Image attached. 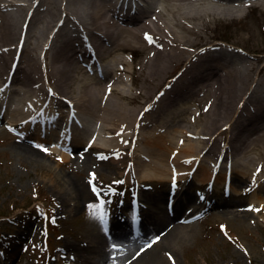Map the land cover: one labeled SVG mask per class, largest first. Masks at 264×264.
Returning a JSON list of instances; mask_svg holds the SVG:
<instances>
[{"label":"bare ground","instance_id":"obj_1","mask_svg":"<svg viewBox=\"0 0 264 264\" xmlns=\"http://www.w3.org/2000/svg\"><path fill=\"white\" fill-rule=\"evenodd\" d=\"M62 1H66L67 7L62 5ZM126 1L128 0H33L28 8H26L25 4L21 6V3H18V7L13 2L10 7L15 9L14 12L6 11V5L2 4L4 12L0 11V47L7 50L5 47L11 46L13 49L12 52L6 54L1 53L0 50L2 54L0 57V63H2L0 77L3 76L8 68L3 84L1 83L3 78H0V86L2 84L3 90L0 95H5V99L9 98L7 92L10 90V86L22 82L32 84L31 89L33 91L31 93L24 86L15 88L12 104L8 105L9 102L5 100L6 104L0 105V112L3 114L5 109L4 114H7L6 116L9 117L12 124H20L19 120L21 118L33 116L39 110L37 106L44 98V92L51 96L50 99H52L51 105L46 110H42L43 119L34 127V131L29 134L24 131L26 132L25 137H27L28 144H13V149L18 156L22 155L25 159L36 158L40 152L34 147L33 142L41 146L51 137L53 141L61 138L59 135L58 137L54 136V133L57 125L61 123V114L64 109L62 104L66 103V100L72 103L82 113V117L84 118L85 116V118L84 121L80 120L73 125L75 117L72 116L69 120L70 127L73 126L74 128L72 138L69 142L63 140L58 144H61L65 150L72 148L74 152H77L80 142L84 140L82 132L86 130L87 134H92V137L95 135L94 147H99L101 144L106 147L107 151L118 150L120 155L122 153L121 150L125 149L124 147L117 142H113L114 140H103L101 138L104 130L102 121L106 124L116 125L117 117L119 118L120 116L125 123H131L134 121L139 109L134 117L133 108H129L124 104L121 105L119 102L115 103V100L111 97L113 94L109 97L104 96L107 88L101 83L104 80H110V85H112V88L110 87L111 93H116L123 99L126 94L117 87L118 85L116 86L119 82H116V76L131 74L133 79L135 75L134 61H129L126 54H132L138 49L142 51L148 49L140 61V69L146 70L144 80L152 81L156 77L164 78L163 76L166 73L168 75L172 70L171 67L175 63H179V61L181 62L183 57H185V50L195 44L194 40L188 37L179 38L172 33L163 35L168 29L166 24L161 21L164 10L168 9L173 14L182 13V18L179 20L183 21L178 26L183 32L191 34L195 33V29L192 27L193 25L185 22L187 19L198 22L200 24L198 28L205 30L212 23L216 24L225 21V18L219 16V14L229 15L232 19L234 14L241 9L249 10L254 7L258 10L262 9L264 12V0H212L207 8L197 7L203 6L202 2H200L201 0H148V5L150 6L148 11L142 7L137 9L140 4L139 0H130L131 7L126 9ZM24 13L23 22L27 21L26 24L29 30L36 31L40 28V23L44 24L41 27L42 29H40V35L42 36L36 35L32 43L29 39L27 41V45H29L25 51L24 46H22L24 43L14 45V42L19 40V38H23V32L20 30L18 34V28ZM81 15H83L82 17L86 16L89 21L80 17ZM157 17L160 19L156 20ZM148 20L150 21L148 22ZM88 22L94 25H90ZM139 25L143 27L141 30L137 27ZM144 30H150V32H143ZM50 31L52 33L49 39L48 32ZM141 31L143 32L141 37L143 43L138 39ZM148 36H151L152 39L149 40ZM43 39L46 40L45 44H47L45 50L43 49L36 56L28 51L31 47L38 48ZM136 41L140 44L139 46L135 45ZM222 44L221 42L207 43L200 47L198 50L200 53L194 54L196 56L200 54V57L194 56L191 59L190 54H188V57L183 59L184 62L187 61L188 63L177 71L174 77H169L171 80L161 89L158 101L145 108L146 114L142 122L144 133H142L141 129L139 134H142L138 138V151L136 149V152H139V160H135L134 164L127 170L123 168L125 171L121 181L136 184L135 180L136 177L138 178V174L141 180L139 181L140 184H136L137 188H140L141 185L151 184L149 180L164 182L168 176L169 180H171L173 172L176 171L180 185L177 194L175 193V198L171 201V204L176 201L174 213L167 212L166 206L164 208L158 204L160 200L161 203L165 202V205L169 203V195L164 198L162 194L155 196L148 189V191L144 190L143 198L149 204L142 217L147 221L145 229L134 228L133 224L128 223L115 224L116 227L112 229L113 233L107 237L100 225L98 228L93 221L89 222L88 227L83 232L84 237L89 240V248L81 247L80 242L82 240L80 241V239L65 243L68 250L65 247L64 249L67 252L69 250L77 252L76 259H74L76 264H175L178 251H182V248H185L186 241L194 238L197 233L195 228L197 223L184 222L187 218L186 213H183L185 206L179 201V193L183 186L181 182L184 183V170L187 171L193 168L196 171L193 175L194 178H197L202 184L209 180L212 169L216 168L218 172L214 183L219 188L223 173L219 170V166L216 163L222 158L224 162H234L232 174L236 172L239 175L250 176L247 178L248 181H256L258 172H261V170L259 168L256 169L258 163L255 164V168L252 170L250 162L252 159L256 160L257 157H250L252 159L247 161V158H242L241 154L246 151V148L255 144L256 140L264 141V63H261L264 60V55L258 56L261 61H258V59L256 65L245 63L239 67L234 63L236 59L240 58V55L224 48L221 46ZM91 50L103 61V65L108 67L103 79L98 80L96 76H92L94 75L93 71H97V67L86 61L93 55ZM13 52L15 55L11 58L10 55ZM81 64H83L82 68L85 70L84 75L85 72H87V75H85V78L84 75L82 77L79 76L81 78L79 80L75 73L81 72ZM76 80H79L77 82L81 83L82 88L80 90L81 96L74 99L68 97V89ZM93 80L98 81L93 82ZM249 80L252 83L248 86V90L241 95ZM252 86L255 87L253 88ZM142 88L145 90L146 96L152 95L153 85H151V91L146 86ZM207 91L210 92L209 95L211 92L212 94L207 101L209 105L207 111L209 112L205 115V124L202 127L203 130L200 131V136L203 137H201V141L188 140L187 143L181 142L179 144V136L185 133L184 130H181V125L176 127L169 126L170 133L165 135V130H163L161 134L159 127L165 128L164 125L166 123L170 124V120L175 117L174 114H171L169 119H161L162 115L171 113V111L173 113V109L179 110L181 114L185 113L188 115V106H185L184 102L186 100L184 99L191 98L198 102L197 97L200 94L203 95V93L206 95ZM47 94L45 99L48 98ZM138 98L139 96H136L133 100L136 102ZM238 98L240 103L234 109L233 106ZM107 100L109 101L108 104ZM182 102L184 103L183 105H181ZM104 105H106L105 108H103ZM58 107L61 108L60 114L56 112ZM255 108L257 109L256 114ZM101 110L103 111V117L101 116ZM231 112L235 115L234 119L228 121L225 124L227 127L220 130L218 127L219 122L228 117ZM20 116L21 118L18 120ZM46 120H48V123H46ZM136 120L133 124H135ZM33 121L34 119L30 120V123H27L24 128L27 129ZM160 123L163 125H160ZM47 124L50 125V128ZM140 125L138 124L137 126L139 127ZM41 128L50 129L52 135L50 130H48L47 134H42ZM116 130L119 131L118 129ZM96 131L99 133H96ZM111 133L114 134L115 131L111 130ZM177 137L178 141L175 143ZM64 139H66V136H64ZM220 139H224L222 142L225 146L222 149L220 148ZM169 142L170 144H167ZM205 146H209V148L204 150ZM218 150L219 152L216 154ZM49 151L59 153L60 164L64 165L67 162L65 152L57 148H49ZM233 152L236 154L235 157ZM206 153L210 154V156L216 155L213 156L215 161L212 166L207 167L200 162L199 156ZM261 154L262 151L259 153L258 158L264 160V154ZM83 158L85 159V155H81V163L79 162V164L85 169L86 166L92 164V160L90 158L84 160ZM142 158H145V160ZM118 160L119 162L114 163L116 167L117 165L120 167L124 163L122 157H118ZM102 162L100 160L98 164L102 165L101 169L103 171L112 170L109 163L103 164ZM135 164L136 167L134 166ZM175 164H177L176 168L173 167ZM184 164H186L185 167L183 166ZM170 167L173 168L170 170ZM54 172L55 170L52 171L54 177H52L51 181L54 184L55 181L56 183L64 184L63 190L65 191L60 195V201L65 206L69 205V202L73 199L78 198L77 201H81V199L89 197L90 193L86 191V187L83 184H80V181L77 182L75 179L68 178L65 173L61 175L57 174L58 172L56 174ZM259 175L261 177H258L264 180V174L261 173ZM134 184L133 187H129L130 190L135 188ZM258 189L264 190V184ZM183 190V194L187 196L185 198L186 203L196 201L193 195H189L185 189ZM232 190L236 193L234 186H232ZM258 193H261V191ZM222 195L218 193L217 195H211V198L218 199ZM258 200L262 201L264 197L257 196L256 201ZM231 203V201L223 204L216 203L214 207L222 209L224 212L238 215V212L233 213L228 209L231 206L233 207ZM198 204L199 207H196L195 211L202 208V202ZM114 216L116 217L117 215ZM112 226H114V223ZM136 230H139V232L143 231L138 238L134 237L138 233ZM147 230H150L149 234L153 232L160 233V238L155 243L150 242L152 244L148 245V247L140 248L142 244H138L144 238H147ZM112 238L116 239V241L123 240L124 242L122 243L126 250H123L120 246L114 251L113 249L109 250V245H111L109 241ZM88 243L87 245H89ZM0 250L4 251V247L0 246ZM86 255L90 256L86 257ZM5 258H8V256L6 257L4 253H0L2 264L8 263Z\"/></svg>","mask_w":264,"mask_h":264},{"label":"rangeland","instance_id":"obj_2","mask_svg":"<svg viewBox=\"0 0 264 264\" xmlns=\"http://www.w3.org/2000/svg\"><path fill=\"white\" fill-rule=\"evenodd\" d=\"M32 1L33 0H0V11L4 12L2 4L6 5V11L14 12L15 9L10 7L13 2L17 5L18 3H21V6L25 4L26 8H28ZM200 2H202L201 4L203 6L197 7L207 8L210 6L209 3L212 2V0H201ZM62 5L67 7L66 1H62ZM82 16L83 15L80 17ZM219 16L225 18V21L216 24L212 23L210 27L205 30H200L198 28L200 25L198 22H195L192 19H187L185 22L193 25L192 27L195 29V33L191 34L183 32L178 26V24L183 21L179 20L182 18V13L173 14L168 9L166 11L164 10L161 21L166 24L168 29L163 33V35L165 36L172 33L176 34L179 38L188 37L191 40H194L195 44L185 50L186 55L183 59L187 58L188 54H190L191 59L194 56L200 57V54L197 56L194 54L199 52L198 50L200 47H203L207 43L226 42L230 44L232 52L235 51V53L240 55V58L236 59L234 63L235 65L239 67L245 63L256 65L258 59V61H261L258 56L264 55V12L262 9L258 10L254 7H251L249 10L241 9L234 14L232 19L226 14H219ZM24 17L25 13L19 22L20 27L18 28V34L20 30L23 32V38H21L22 42L19 38V40H15L16 42H14V45L17 43L18 45L24 43L22 46H24L25 51L29 45H27V41L30 39L32 43L33 40H35L36 35H40V29H42L41 27L44 26V24L40 23V28L36 31H31L27 28V21L25 20V22H23ZM82 18H86L88 20L86 16ZM157 19L160 18L157 17L156 20ZM149 21L150 20H148V22ZM88 23L90 25H94L90 22ZM141 25L137 26L139 30L143 28ZM186 28L191 29L189 27ZM150 29L153 30L152 28ZM145 31L150 32V30H144L143 32ZM143 32L141 31L138 35V39L139 41H142V43L143 40L141 37ZM51 33L52 31L48 32L49 39ZM45 41V39L42 40L39 46L40 48L31 47L28 51L36 56L43 49L45 50V46L47 45L45 44ZM135 45L139 46L140 44L136 41ZM5 48H7V50L2 48L0 49L1 53L6 54L8 52H12L13 47L9 46ZM147 50L148 49L142 51L138 49L132 54H126L129 61H134L135 75L133 79L131 74L116 76V82L119 81L116 86L118 85L117 87L126 94V97L121 99L118 94L111 93L110 87L112 88V85H110V80H104L101 83L107 88L104 96L109 97L113 94L111 97L115 100V103L119 102L121 105L124 104L129 108H133L134 117L139 109V114L137 113L135 117V119H137L135 124H133L135 119L131 123H125L120 116L119 118L117 117L116 125L106 124L102 121V127L104 130L101 138H103V140H114L113 142H117L120 146L124 147L125 149L121 150L122 153L120 155L118 154V150L107 151L106 147L100 144L99 148L92 149L85 155V159L90 158L92 160V164H89L84 169L79 164V162L81 163V155L74 157L66 153L65 159L67 162L62 165L59 163V153H52L51 151L45 152L42 148L34 145L40 153L36 158L25 159L22 155L18 156L15 153L13 144L22 145L23 143H28L25 140L16 137L17 135L11 133L7 129L8 126L12 125L9 118H6L5 121H2V118H0V239L8 240L5 245L4 242L0 243V245L5 246V249L7 248L12 251V257L16 260L15 264H43V261L48 260L46 255H56L55 250L57 251V249L67 251L68 249L66 248L65 243L67 241L73 242L75 239H80V241L82 240L80 242L81 247H90V243H88L89 240L84 237V229L88 227L89 222L93 221L96 226L98 224L95 194L91 189L90 180L94 181V184L98 188V186L104 185V183L108 184L120 179L124 175V171L134 164L135 160L139 158V152H136V149L138 151V138L142 133H144L142 122L144 121L143 118L146 114L145 108L158 101L161 95V89L169 80H171L169 77H174L177 71L188 63L187 61L184 62L182 59L183 62L179 61V63H175L171 67V72H169L168 75L166 73V75L163 76L164 78L156 77L152 81H145L144 77L146 70L144 71L140 69V61L142 57H144V53ZM1 53L0 57L2 56ZM14 55L15 53L13 52L10 55L11 58ZM94 56H96L95 53ZM37 61L40 62L39 59H37ZM261 63H264V60L261 61ZM1 64L2 63H0V68L2 67ZM82 66L83 64H81V72L75 73L79 80L81 79L79 76L82 77L84 75V68H82ZM7 71L8 68L6 72H4L3 76L0 77L3 78L1 82L2 84L5 80ZM85 77L86 76L84 75V78ZM79 80H76V82L68 89V97L77 99L81 96L80 90L82 85L80 82H77ZM251 83L252 81L250 82L249 80L241 95L248 90V86H250ZM2 84L0 86V93L3 91ZM151 85H153L154 88L152 95L148 97L145 95V90L142 87L146 86L148 90L151 91ZM23 86L26 90L32 93L33 89L31 88L33 85L28 83L25 84L22 82L15 85L13 84L10 88L12 87L11 89L15 90V88H22ZM252 87L254 88L255 86ZM8 92L14 98L15 93L11 90H8ZM209 93L210 92L207 91L206 95L205 93H203V95L200 94L197 97L198 102H195V99L191 98L184 99L186 100L184 102L185 106H188V115L185 113L181 114V112L177 109H173V113L171 111V113L162 115L161 119H169L171 114H174L175 117L170 120V124L166 123L164 125L165 128L159 127L161 134L163 130H165V135L170 133L169 126L176 127L181 125V130H184L185 133L184 135L179 136V144L181 142L187 143L188 140L201 141L203 137L200 136V131L203 130L202 127L205 124V115L209 112L207 111L209 107L207 101L211 98L209 96L212 92L210 95ZM136 96H139V98L135 102L133 99ZM4 97L5 95H0V105H3ZM108 103L109 101L107 104ZM184 103L182 102L181 105ZM239 103L240 99L238 98L233 106L234 109ZM105 106L106 105H104L103 108H105ZM256 113L257 109L255 108V114ZM0 115L3 114L0 112ZM101 116L103 117V111ZM234 117L235 115L231 112L228 117L219 122V129L223 130L226 128L227 125L225 124L230 120L232 121ZM138 124L141 125L138 127ZM160 125L163 124L160 123ZM141 129L142 133L139 134ZM111 130H114L115 133H111ZM97 133L99 132L97 131ZM224 139H220L221 149L224 146L222 142ZM177 141L178 137L176 138L175 143H177ZM167 144H170V142ZM208 148L209 146H205L204 150ZM245 150L246 151H243L241 154L242 158H247V161L252 159L250 157L258 158L261 151L262 154H264V141L256 140L255 144H252ZM218 152L219 150L216 151V154ZM233 156H236L234 152ZM118 157H122V161L124 162L120 165V167L118 165L117 167L114 165V163L119 162ZM257 158L256 160L252 159L250 162V168L254 170L255 164L258 163L256 169L259 168L261 172H257L259 174H264V160ZM201 159L204 164H210L212 162V158L208 153L203 155ZM100 160L103 161V164L109 163L112 170L103 171L101 169L102 165L98 164ZM143 160H145V158ZM177 164L173 167L176 168ZM134 166L136 167V164ZM183 166L185 167L186 164ZM173 167H170V170ZM123 168H125V170H123ZM53 170H55V174L57 172V174L61 175L65 173L68 178L75 179L77 182L80 181V184H83L86 187V191L90 193L89 197L81 199V201H77L78 198L73 199L69 202V205L65 206L60 201V195L63 191H65L63 190L64 184L56 183V181L54 184L51 181V179H53L52 177H54L52 175ZM93 173L95 175H92ZM259 174L258 176H260ZM137 176L141 179L138 174ZM98 177H100L101 180ZM259 180L261 181L262 179L259 178L257 181ZM238 181L236 183V193L240 194L241 191H243V194L238 196L236 202H241V200L244 202L240 206L228 208L233 213L238 212V215L235 213H227L222 209L215 208L209 211L204 218L192 217L190 219V223H197V226L195 227L197 229V233L194 238L186 241L184 246L185 248H182V251H178L175 264H264V200L256 201V197L260 195L253 190V186L249 185L247 181L244 183H238ZM149 182L156 185L154 190H150V192H152L155 196L159 194H162L164 198L167 196L165 191L168 189L169 176L166 177L164 182H156V180H149ZM197 183L198 182H195L193 187L189 186V190L194 192L196 189L200 188L197 186ZM194 193L192 195L194 198L197 197L198 200L199 193H195L196 197ZM254 195L256 196L253 197ZM262 197H264V194ZM160 201L158 204L165 208V202L161 203ZM76 204L78 207L77 209ZM193 205L195 204H190L192 208ZM187 210L188 208H183V212H186ZM153 233L151 237H155L160 234L155 232ZM48 240L50 243H46ZM87 243L89 245H87ZM64 247L67 250L64 249ZM69 253H73L74 256L77 255L76 251L71 252L69 250ZM89 256L90 255H86V257ZM53 264H57L56 261H53Z\"/></svg>","mask_w":264,"mask_h":264},{"label":"snow or ice","instance_id":"obj_3","mask_svg":"<svg viewBox=\"0 0 264 264\" xmlns=\"http://www.w3.org/2000/svg\"><path fill=\"white\" fill-rule=\"evenodd\" d=\"M148 39L151 40L152 37H151V36H148ZM40 147H41V148L43 149V151H45V152H48V151H49V148L46 147V146H44V145H41ZM61 159H62V158H61ZM92 175H95V174L93 173ZM97 195H100V193L97 192ZM111 247H112L113 249H116V248L118 247V245H117V244H112Z\"/></svg>","mask_w":264,"mask_h":264}]
</instances>
